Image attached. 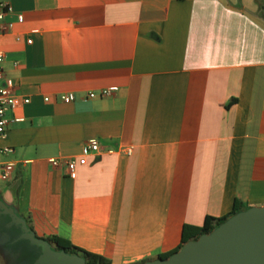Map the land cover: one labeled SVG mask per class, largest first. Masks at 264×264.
<instances>
[{
  "label": "crops",
  "instance_id": "0c3cea01",
  "mask_svg": "<svg viewBox=\"0 0 264 264\" xmlns=\"http://www.w3.org/2000/svg\"><path fill=\"white\" fill-rule=\"evenodd\" d=\"M11 7L0 51L19 102L0 139L14 150L0 170L15 164L0 199L37 237L137 264L236 201L264 207V0ZM92 140L100 153H86ZM67 157L87 159L73 178L50 164Z\"/></svg>",
  "mask_w": 264,
  "mask_h": 264
},
{
  "label": "water",
  "instance_id": "95a60500",
  "mask_svg": "<svg viewBox=\"0 0 264 264\" xmlns=\"http://www.w3.org/2000/svg\"><path fill=\"white\" fill-rule=\"evenodd\" d=\"M0 211L20 227V239L41 249L39 264H86L82 257L55 250L37 237L27 221L1 199ZM144 264H264V207L238 212L210 234L186 243L170 258Z\"/></svg>",
  "mask_w": 264,
  "mask_h": 264
},
{
  "label": "built area",
  "instance_id": "2783aa9c",
  "mask_svg": "<svg viewBox=\"0 0 264 264\" xmlns=\"http://www.w3.org/2000/svg\"><path fill=\"white\" fill-rule=\"evenodd\" d=\"M12 12L11 0H0V34L8 31L7 25L4 23L5 16ZM5 61V55L0 51V139L4 140L7 137L8 127L11 123V119L8 117V113L18 104V95L16 93V86L12 79H10L3 68ZM113 95L112 90H103L99 94L90 93V98L110 97ZM74 95H62L60 101L63 103H71L75 101ZM46 98L45 101H49ZM23 104H28L30 99L25 98L21 101ZM13 148L5 146L0 148V154H11ZM85 151L88 154H98L101 152V145L97 140L89 141L85 146ZM124 152L127 155H131L133 148H125ZM50 164L54 169H64L70 177H75L78 166H84L87 164L86 157H67V158H54L50 160ZM15 171V164L12 162L6 163L0 170V179L2 181H8L12 178Z\"/></svg>",
  "mask_w": 264,
  "mask_h": 264
},
{
  "label": "trees",
  "instance_id": "16d2710c",
  "mask_svg": "<svg viewBox=\"0 0 264 264\" xmlns=\"http://www.w3.org/2000/svg\"><path fill=\"white\" fill-rule=\"evenodd\" d=\"M242 210V205L238 201H236L233 210L226 216H223L221 218H214L210 216L206 217L204 224L200 227L185 226L183 229L182 241L179 247L175 251L164 255H159L153 260L170 258L173 254L180 251L186 243L190 241H196L204 234H210L213 230H215L221 224L226 222L230 217ZM44 239L52 245L53 249L58 251L64 250L68 254L78 255L85 260L86 264H112L111 261L106 259L105 257L90 253L86 250L76 247L75 245L71 244L68 240L60 238L58 236L48 237ZM147 261L150 260L142 261L137 264H144Z\"/></svg>",
  "mask_w": 264,
  "mask_h": 264
},
{
  "label": "rangeland",
  "instance_id": "374dc122",
  "mask_svg": "<svg viewBox=\"0 0 264 264\" xmlns=\"http://www.w3.org/2000/svg\"><path fill=\"white\" fill-rule=\"evenodd\" d=\"M9 227L21 232L20 227L13 224L11 219L0 211V228L7 229ZM5 238V235L0 232V264H39L38 259L41 255L39 247L33 246L29 241L20 238L3 245L2 243L6 241Z\"/></svg>",
  "mask_w": 264,
  "mask_h": 264
},
{
  "label": "flooded vegetation",
  "instance_id": "af4514ba",
  "mask_svg": "<svg viewBox=\"0 0 264 264\" xmlns=\"http://www.w3.org/2000/svg\"><path fill=\"white\" fill-rule=\"evenodd\" d=\"M6 226V225H5ZM8 227V225H7ZM0 232L1 234L5 235V240L2 244L4 245L5 243H11L12 241H16L18 238H20L19 236H21L22 231L21 232H17L16 230H14L12 227L7 228V229H3L0 228ZM12 239V240H11ZM11 240V241H10ZM10 241V242H9ZM7 251V249H5ZM8 252V251H7ZM6 252V253H7Z\"/></svg>",
  "mask_w": 264,
  "mask_h": 264
}]
</instances>
